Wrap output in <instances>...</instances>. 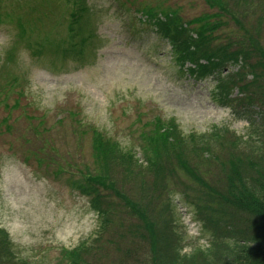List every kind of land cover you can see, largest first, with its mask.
Listing matches in <instances>:
<instances>
[{
    "label": "rangeland",
    "instance_id": "374dc122",
    "mask_svg": "<svg viewBox=\"0 0 264 264\" xmlns=\"http://www.w3.org/2000/svg\"><path fill=\"white\" fill-rule=\"evenodd\" d=\"M13 1L0 0V239L14 264H118L123 246L103 243L110 230L114 236L123 232L115 228L118 217L110 211H117L128 226L124 240L143 235L153 241L152 247L163 253L161 263L171 264L166 254H172L171 260H181L178 264H194L183 257L197 250L196 262L251 264L256 249L248 252L244 246L223 244L226 240L218 232L224 213L218 202L226 175L241 172L247 177L260 168L257 164H264V108L250 104L258 97L249 101L256 83L252 75L239 73L243 83L230 98L243 100L245 108L216 104L212 81L197 82L178 70L166 56L169 46L140 23L142 16L134 11L146 4L188 13L194 5L202 13L204 3L87 0L90 21L75 41L95 35L96 49L92 54L94 48L88 45L81 60L59 61L34 50H46L48 40L70 47L58 34L68 32L72 19L68 0L65 11L64 0H58L54 19H22L29 26L23 32L14 16L23 15L24 6L18 8ZM231 1L234 8L236 0ZM259 2L248 6L258 15L262 10L264 17V0ZM259 20L263 24L260 30L255 27L256 36L264 49V21ZM32 24H38L41 33ZM233 27L229 23V31ZM50 61L57 64L53 72ZM255 75L263 79L261 72ZM156 118L168 125L176 122L163 155H155V147L141 140ZM84 123L96 126L114 145L108 152L112 164L107 163L110 190L99 188L100 177L92 175L97 159L91 135L80 128ZM165 123L161 129L168 135ZM8 129L18 132L9 135ZM179 155L184 164L174 168L172 158ZM146 157L157 161L144 164ZM125 207L136 210L133 217ZM142 254L137 246L129 261ZM143 258H148L147 252Z\"/></svg>",
    "mask_w": 264,
    "mask_h": 264
},
{
    "label": "trees",
    "instance_id": "16d2710c",
    "mask_svg": "<svg viewBox=\"0 0 264 264\" xmlns=\"http://www.w3.org/2000/svg\"><path fill=\"white\" fill-rule=\"evenodd\" d=\"M206 1L209 5L219 11L217 15L213 17L214 19H222L223 17L228 18L236 28L233 27L228 34L230 36L226 37L225 46H221L222 44L220 43L222 42V39L219 35L218 37L213 36L212 32L203 28L200 30L195 29L197 31V38L195 40L191 39L188 35L181 37V39H173L179 60L181 62H191L195 66V70L192 72L199 77L205 76L214 68H220L221 65L231 62L237 63L239 60L243 61L244 65L241 64L239 67L240 70L230 76L233 87L240 89L243 83V76L239 75V73H244L245 77H247V75H252L256 86L253 87V93L251 94V100L249 101H254V99L258 97L256 101L252 102V106L264 108V66L262 69L259 67L261 61L264 64V49L259 47V40L256 36L257 31L255 30V27H257V30H260L263 22L259 19L263 18L264 21V17L261 16L262 10H260V15H258L254 12L255 9H251L248 6L249 3H260L259 1L262 0H259L258 2H255V0H251L250 2H248V0H236L234 8H232L231 5L229 6L227 0ZM262 7L264 8V5ZM246 8L249 9V12L246 11ZM243 19H250V23L245 24L242 21ZM221 23L227 24L228 22L222 21ZM158 29L160 30L159 24ZM162 29L164 30V28ZM251 57H253V60ZM200 59L207 61V65L205 66L204 64H201ZM257 71L261 72L263 79L259 80L257 78V75H255V72ZM222 96L224 97V94H222ZM161 127H163V125L159 124L154 129L152 135L148 134L141 139H146L147 143L155 147V155H158V153L163 155L165 151L164 142H168L171 137V132H174V128L166 126L170 133L168 135H163L164 129H161ZM113 146L102 134H95L92 151L96 155L95 158L97 159V165L94 166L95 173L92 175H98L100 177L96 182L98 183L99 188L103 186L105 189H111L106 186V180L109 177L107 163L112 164L111 161H113L109 158L110 154L108 152H113ZM144 150L147 152V147H145ZM177 158H179V162L175 164ZM246 158L247 157H244V159ZM151 159V157H146L143 160L145 162L144 164H153L157 161L154 160V158L153 160ZM172 162L175 168L180 164H184V157L182 155L174 156ZM239 163L241 168L245 165L243 160L239 161ZM251 164L252 167H256V163L253 164L251 161ZM257 165L260 168H256L255 172H252V174L247 177H243L246 173L241 174V172H239L236 175L231 172L223 178L224 187L226 188L223 187L222 191H220L218 202L220 210L224 213V216L220 219L223 228L222 232L221 229H219L218 234L221 237H224L226 244L225 242L223 244L226 246L227 243L230 242L234 246L240 245L250 248L247 249L248 252L252 249H256L254 250V256L252 255L253 260L251 261V264H264V164ZM190 173L191 172H187L189 175ZM192 178L195 180L199 179L195 177ZM93 198L97 199L94 196L91 199ZM97 202L94 208H96ZM100 204L101 206H104L102 200H100ZM123 210L131 213L130 216L132 217L134 215L133 211L136 212L135 209L132 211L127 207ZM140 210L141 209H138V211ZM110 213L114 214L115 217H118V221L115 222V228H120L123 232H115V235L117 236H114L113 231L110 230L109 234H106V241L103 243H114L116 246H123L122 260L118 264H164L160 262L159 258L163 253H160V248L156 250L152 247L154 245L153 241L147 240L143 235H134L132 239L124 240V237L128 234V226L123 225V218L118 215L117 211H110ZM101 214H103L102 209ZM117 237L118 240L114 241ZM135 237L138 238L140 242L145 243H139L134 239ZM137 246L142 247V256L140 258L134 256L133 261H129V256H132L131 254L135 255ZM117 249L120 250L119 247H117ZM145 252H147L148 258H143ZM89 253L93 254L91 251H89ZM166 255L167 260H169L171 264H178V262L181 261L179 257L174 255L173 260H171L172 254ZM197 255V250H195L191 255L183 257V260L188 259L189 262H195L194 264H218L212 259L208 261L204 259L202 263L201 261L196 262L197 259L195 258ZM10 258L11 255H8L7 252H5L4 242L0 239V264H14L13 260ZM70 264L73 263L70 262Z\"/></svg>",
    "mask_w": 264,
    "mask_h": 264
}]
</instances>
